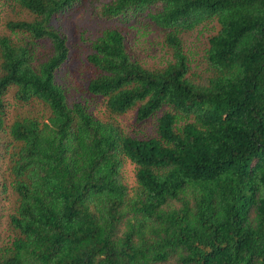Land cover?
Returning a JSON list of instances; mask_svg holds the SVG:
<instances>
[{"label": "trees", "instance_id": "obj_1", "mask_svg": "<svg viewBox=\"0 0 264 264\" xmlns=\"http://www.w3.org/2000/svg\"><path fill=\"white\" fill-rule=\"evenodd\" d=\"M85 1L0 0V264H264V0H88L101 118L57 78L61 22ZM130 23L159 34L165 65L134 56ZM205 30L193 68L187 38ZM132 111L154 134L125 132Z\"/></svg>", "mask_w": 264, "mask_h": 264}, {"label": "rangeland", "instance_id": "obj_2", "mask_svg": "<svg viewBox=\"0 0 264 264\" xmlns=\"http://www.w3.org/2000/svg\"><path fill=\"white\" fill-rule=\"evenodd\" d=\"M61 24L66 32L70 52L67 63L58 73V81L66 88L70 98L85 103L95 116L101 118L105 115L103 100L92 98L86 92L87 83L93 74L85 61L86 53L82 43V33L98 32L105 25L89 14L88 0L77 11L66 15ZM122 29L130 42L134 56L147 67H161L170 59V54L163 45L161 37L154 29L136 23L123 24ZM209 33L208 30L195 31L187 38L186 51L193 68H196V63H200L206 46V37ZM6 101L9 102V111L12 115L19 111V106L13 108L15 104L11 95L7 96ZM134 117L135 113L132 111L117 117V121L127 133L141 131L154 134L153 119L137 125ZM121 173L125 182L129 186H133L135 166L127 161ZM11 212L12 201L0 197V245L8 243L12 236L7 224V216Z\"/></svg>", "mask_w": 264, "mask_h": 264}]
</instances>
